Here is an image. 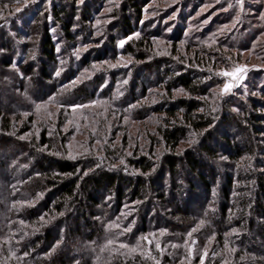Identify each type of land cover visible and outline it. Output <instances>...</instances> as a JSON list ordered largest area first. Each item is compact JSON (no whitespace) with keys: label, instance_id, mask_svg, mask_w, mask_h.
<instances>
[{"label":"trees","instance_id":"1","mask_svg":"<svg viewBox=\"0 0 264 264\" xmlns=\"http://www.w3.org/2000/svg\"><path fill=\"white\" fill-rule=\"evenodd\" d=\"M141 1L121 6L125 37L142 19ZM14 3L0 0V102L12 99L0 104V264H264V164L254 142L264 101L250 100L238 120L215 98L221 84L209 68L224 65L215 35L188 39L181 26L157 25L120 54L112 37L110 52L74 59L75 44L98 43L82 25L88 9L75 21L76 0H60L51 20L62 37L35 13L29 31H18L21 55ZM157 41L170 44L164 58ZM71 110L84 116L81 138L66 129ZM240 120L251 132L243 146L213 132ZM128 207L132 217H121Z\"/></svg>","mask_w":264,"mask_h":264},{"label":"rangeland","instance_id":"2","mask_svg":"<svg viewBox=\"0 0 264 264\" xmlns=\"http://www.w3.org/2000/svg\"><path fill=\"white\" fill-rule=\"evenodd\" d=\"M124 1L125 0H76L75 7L77 11L73 12L72 15L75 21L82 20L81 13H83L85 7L88 9L90 13L89 20L87 22L84 21L82 25L87 29V36L90 37L91 35L96 39L98 44H91L81 48H75L77 47V44H75V46L72 47L74 59L78 58L79 52L88 54V52H91L90 49H99L101 53L108 52V44L112 37L116 39V48L120 54L127 42L133 38H137L146 31H151L153 27L157 25H161L162 29L167 27L168 32L173 30V28L176 29L178 26H181V30L186 29L185 38L191 39L192 33L195 34L192 36V39L202 38L200 35L204 37H214L215 35L214 38L223 46V48L219 50L222 53H219L223 55L220 63L224 62V65H217V67L211 66L209 70L217 75V80L221 84L214 92L215 98H217V96L220 97V100H222L225 105L228 104L230 106V115H236L239 120L245 117L242 108L251 105L250 103L252 101L250 100L255 98L256 100L264 101V99L261 98L262 90H264V0H142V19L138 21L133 18V23L136 26L134 28L135 33L129 37H125L122 33L123 28L121 25L122 17L120 16V11ZM14 2L15 3L10 6V9L15 11V13L9 14V18L16 19L17 17V25L15 24L16 28H11V33L15 38V43L19 45L18 50H20L21 55L26 51V42L23 36H19L18 31L20 29L29 31L28 25L35 13L44 12L45 16L48 17L47 23L51 25L50 28L54 38L60 39L62 37L59 28L53 26V20H51L53 6L60 2V0H14ZM18 10L21 11H19L20 14ZM22 14L24 15L23 17L21 16ZM1 19L2 15H0V29H4L7 26L2 27L5 22H2ZM122 41L124 42L123 47H121ZM157 43L155 52L159 57L163 56L164 58L165 55L169 54L170 44H166L163 41H157ZM180 47V52L184 53L186 46L182 44ZM193 51L194 49H192L191 53ZM16 58L17 56L15 55L14 59L16 60ZM123 59V63H121L122 66L132 62L131 57ZM169 64L171 66V63ZM236 66L246 69L242 74L243 79L238 83L231 77H224L219 74L223 71L231 72ZM79 70L80 68L75 64L71 77L76 76ZM16 72H18V70H16ZM206 73H208V71ZM54 75L56 77H58V75L61 77V72L55 70ZM146 77H151V75L147 74ZM229 81L233 83V87L228 93L222 94L221 90L223 89L224 83ZM9 82L12 83L13 88L21 84L20 82H14L10 79ZM41 91L44 93L43 89ZM18 93H20V91ZM6 95V97L2 98L0 104H10L12 102V99L9 98V94ZM103 104L105 103H102V105ZM212 104L214 105L215 103L213 102ZM102 105H92L86 108L93 112H99L100 109H104ZM259 105L262 107V113H264V104L259 103ZM50 108L58 109L53 106H50ZM60 109L61 108H59V110ZM63 110L64 115H67L68 109L64 108ZM106 110L107 109H104V111ZM50 112L52 111H48V113ZM75 114L76 116L74 117L72 110L68 113L70 120L66 124V129L74 131L76 135L73 137L77 139L78 137H82L77 134L78 132H82L80 128L82 127L83 129L81 122L84 116L79 112H75ZM50 115H47V117H50ZM78 118L79 122L77 121ZM241 122L237 121L236 127L229 125L226 127H218L217 124L213 132L216 133V136H220L223 131L227 130L232 133V135L236 137L239 136V140H241L240 144L243 146L245 141H247V132L250 131L248 129V124ZM75 124L77 125L75 126ZM254 142L257 144L255 152L257 153L258 163L264 164V134H260L256 137ZM210 143L213 146L218 145L214 140H211ZM218 148L223 150L222 146L218 145ZM221 161H223L222 165L224 168L229 167V165H234L229 164L223 159H221ZM217 170L219 172L222 171L220 165ZM198 205L197 203L189 202V206L193 207L195 210H197ZM132 211L133 207H128L127 212L122 213L121 217H132Z\"/></svg>","mask_w":264,"mask_h":264},{"label":"snow or ice","instance_id":"3","mask_svg":"<svg viewBox=\"0 0 264 264\" xmlns=\"http://www.w3.org/2000/svg\"><path fill=\"white\" fill-rule=\"evenodd\" d=\"M123 41L121 42V47H123ZM246 71V69L240 67V66H236L233 68V70L231 72L228 71H223L221 73H219L221 76L224 77H231L232 79H234L237 83L243 79V73ZM59 74V73H58ZM233 87V83L231 81L224 83L223 85V89L222 94L228 93L231 88ZM95 103H100V102H94ZM80 107H88L87 105H81ZM39 110V109H38ZM121 163H123V161H121ZM110 228L113 227L112 225L109 226ZM189 236H191V233H189ZM123 246V245H121ZM157 247H159V244H157Z\"/></svg>","mask_w":264,"mask_h":264}]
</instances>
